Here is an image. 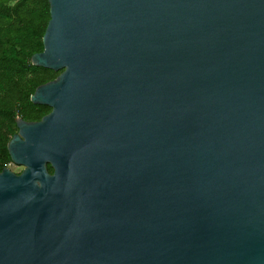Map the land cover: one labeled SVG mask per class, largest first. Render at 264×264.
I'll return each mask as SVG.
<instances>
[{"label": "water", "instance_id": "obj_1", "mask_svg": "<svg viewBox=\"0 0 264 264\" xmlns=\"http://www.w3.org/2000/svg\"><path fill=\"white\" fill-rule=\"evenodd\" d=\"M47 2L0 264H264V0Z\"/></svg>", "mask_w": 264, "mask_h": 264}, {"label": "trees", "instance_id": "obj_2", "mask_svg": "<svg viewBox=\"0 0 264 264\" xmlns=\"http://www.w3.org/2000/svg\"><path fill=\"white\" fill-rule=\"evenodd\" d=\"M48 19L47 0H0V170L11 162L6 143L17 130L16 118L39 120L50 110L29 100L36 86L60 72L30 62L42 50Z\"/></svg>", "mask_w": 264, "mask_h": 264}, {"label": "rangeland", "instance_id": "obj_3", "mask_svg": "<svg viewBox=\"0 0 264 264\" xmlns=\"http://www.w3.org/2000/svg\"><path fill=\"white\" fill-rule=\"evenodd\" d=\"M6 167L8 169H11V170L15 171V172H18L21 169V166H17L15 164H13L12 162L8 163V165Z\"/></svg>", "mask_w": 264, "mask_h": 264}, {"label": "flooded vegetation", "instance_id": "obj_4", "mask_svg": "<svg viewBox=\"0 0 264 264\" xmlns=\"http://www.w3.org/2000/svg\"><path fill=\"white\" fill-rule=\"evenodd\" d=\"M21 170V169H20ZM19 172V171H18Z\"/></svg>", "mask_w": 264, "mask_h": 264}]
</instances>
